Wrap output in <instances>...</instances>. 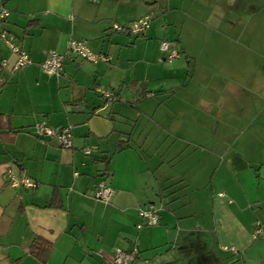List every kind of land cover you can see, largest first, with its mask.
<instances>
[{"label":"crops","instance_id":"crops-1","mask_svg":"<svg viewBox=\"0 0 264 264\" xmlns=\"http://www.w3.org/2000/svg\"><path fill=\"white\" fill-rule=\"evenodd\" d=\"M166 3L0 0V31L30 60L11 72L0 40V264H106L133 248L131 264H264V0ZM145 15L155 21L142 36L113 29ZM139 37L142 55L120 73L117 46ZM71 39L115 61L84 62L67 52ZM163 39L179 52L167 66ZM49 51L63 55L59 76L40 70ZM105 85L131 115L91 117L89 95ZM39 121L71 126L72 147L36 137ZM8 170L35 186H11ZM99 184L114 191L107 201L94 198ZM147 204L154 226L138 216ZM42 241L39 259L30 249Z\"/></svg>","mask_w":264,"mask_h":264},{"label":"built area","instance_id":"built-area-1","mask_svg":"<svg viewBox=\"0 0 264 264\" xmlns=\"http://www.w3.org/2000/svg\"><path fill=\"white\" fill-rule=\"evenodd\" d=\"M8 16V10L0 7V22L4 21ZM150 22V16L145 15L133 22H131L126 27L119 25H114L113 29L121 33H128L132 36H140L148 29ZM0 40L9 48L11 53L15 56V61L11 67V72H15L20 68L26 66L30 63L28 55L22 51L17 45L13 42V37L7 34L4 31H0ZM159 51L162 54L160 61H165L170 63L172 60L179 56V52L176 48L175 42L161 40L159 43ZM67 52L77 57L81 60H85L91 63H96L98 61H109L107 56L102 54L93 53L86 45L83 40L71 39L67 44ZM63 55L49 51L46 55V58L40 63V70L47 75L59 76L61 73ZM1 67L6 66V60H1ZM101 97L106 101H113L115 99L113 93L99 91ZM34 134L36 137L41 139H53L55 140L59 147L62 149H70L73 144L72 136V127L64 126L59 128H52L48 126L44 121L36 122L33 126ZM95 151V147H86L82 150L85 156L91 155ZM6 177L9 179L11 186L13 187H24L31 188L35 186V182L28 177L20 176L19 178L15 177L11 170H8ZM114 193L105 184H99L94 194V198L101 201H107L110 196ZM138 216L142 220V224L145 226H154L157 224L158 216L156 210L152 205L147 204L138 209ZM141 225H139L140 227ZM262 223L259 220H256L253 225V230L251 237L255 239L261 233ZM223 251L236 254L237 251L234 247L224 246L222 247ZM138 251L136 248H133L128 251H122L116 249L114 255L111 257V260L106 264H131L137 258Z\"/></svg>","mask_w":264,"mask_h":264},{"label":"rangeland","instance_id":"rangeland-1","mask_svg":"<svg viewBox=\"0 0 264 264\" xmlns=\"http://www.w3.org/2000/svg\"><path fill=\"white\" fill-rule=\"evenodd\" d=\"M168 1L169 0H157V6L156 7L158 9H160V7H164L165 8L166 4H167L166 2H168ZM149 15H151V14H149ZM151 17H150L151 20L149 22V26L152 25L154 23V21H155V20H153V17L152 18ZM165 17H166V15H165ZM175 17H177V15H175ZM170 19H171L170 17H168V18H160L159 21L156 20L155 24H157L159 22V23H162V25L164 26L165 22H167V21L169 22ZM132 37H134V36H132ZM254 37L250 36V40H252ZM131 40L135 41L136 44H137V42H139L140 40H145V38L144 37H139L138 39H134L133 40V38H132ZM254 40H255L254 42H256V39H254ZM258 43L261 44L260 41ZM117 47H119L118 49L120 50L118 52L119 56H120V59L118 61V71L120 73L121 72L126 73L127 66L129 64L128 61H126V59L129 56H132V57H135V58H139L142 55L140 45L137 44L136 47L134 49H132V50H129L127 46H123V47L122 46H117ZM106 56L109 59H111L112 62L115 61L116 55H111V56L110 55H106ZM82 61L87 62V63H91V62H88V61H85V60H82ZM160 63L163 64L164 66L170 65L167 62H160ZM136 70L139 71V73L137 72L138 75L142 72L141 69H139V68H137ZM140 75H142V74H140ZM106 87L107 86L105 85V87H103V89H101V91L112 92L110 90H107ZM122 96L125 97V96H129V95L127 94V92L125 93V90H124ZM103 99L104 98L101 97V95L99 93L94 94V93L91 92V94L89 95L88 101H87V105L89 104L87 106L88 109L86 110V111L89 112L92 109H96L95 115H93L91 117H97L96 115H98V114L102 115L105 112V115H104L105 118H106V116L107 117L109 116V117H111V120L119 121V120H122V118L120 116H115L116 115L115 113H118V115L122 114L124 116H128L129 114L131 115V109L129 108L128 104L125 103L123 100H121V101L113 100L112 102H110V101H104ZM106 123H107V127L109 129V132H110V130H111L110 129V123H113V121H111L110 123L108 121H106ZM33 133H34V131H33ZM88 147H93V146H88ZM84 148H86V147H84Z\"/></svg>","mask_w":264,"mask_h":264},{"label":"trees","instance_id":"trees-1","mask_svg":"<svg viewBox=\"0 0 264 264\" xmlns=\"http://www.w3.org/2000/svg\"><path fill=\"white\" fill-rule=\"evenodd\" d=\"M151 20V19H150ZM115 31V30H114ZM118 32V31H116ZM143 35V34H142ZM140 35V36H142ZM138 37V36H136ZM114 95V94H113ZM115 99L114 100H117L116 99V96L114 95ZM105 100V99H104ZM106 101V100H105ZM112 102V101H110ZM54 196L51 198V202H50V205H54ZM30 252L32 255H34L35 257L39 258V259H44L48 252H49V247H48V244L44 241H42L41 243H37L35 242L32 246H31V249H30Z\"/></svg>","mask_w":264,"mask_h":264}]
</instances>
